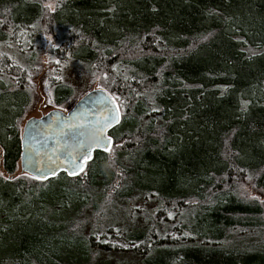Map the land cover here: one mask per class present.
Here are the masks:
<instances>
[{"label":"trees","instance_id":"obj_1","mask_svg":"<svg viewBox=\"0 0 264 264\" xmlns=\"http://www.w3.org/2000/svg\"><path fill=\"white\" fill-rule=\"evenodd\" d=\"M47 38L49 106H72L79 99L74 78L88 73L117 103L121 123L154 110L161 121L113 138L115 162L94 152L86 179L83 172L59 175L66 200L80 199L92 191V164L106 159L107 183L94 208L100 220L136 192L157 199L151 227H94L88 244L143 264H261L263 246L226 249L221 242L227 231L262 224L261 206L233 189L237 179H250L264 193V0H0V166L7 175L0 176V211L30 215L21 226L30 229L28 238L17 246L8 240L6 250L1 241L0 264H48L60 242L68 243L66 228L61 241L53 238L40 197L20 199L53 179L14 177ZM156 249L162 251L150 256Z\"/></svg>","mask_w":264,"mask_h":264},{"label":"rangeland","instance_id":"obj_2","mask_svg":"<svg viewBox=\"0 0 264 264\" xmlns=\"http://www.w3.org/2000/svg\"><path fill=\"white\" fill-rule=\"evenodd\" d=\"M48 6H50L52 10L54 9V4H49ZM50 40L51 39L48 38L45 40L44 49L41 54L42 69L38 77L34 80L35 101L29 112L23 118L20 130H22L24 123L31 118H40L52 110H59L63 113H67L77 102L76 100L72 106L70 105L64 109L49 106L47 102L44 90V86L47 82L44 81V76L47 72L46 55L44 50L50 46ZM125 73H128L127 69ZM71 76L74 77V74L71 73ZM88 77V73H86L79 78H74L75 97L80 98L88 91L99 88L98 81L96 80L94 83H91L90 78ZM133 118H135V116ZM133 118L128 119L127 121L120 123L117 127L111 129L108 132V135L112 138H116L121 136L122 133L126 131H132L136 126H142L145 128L149 123H151L150 119H153L154 126L161 124L155 110L149 115V117L143 116L137 120ZM116 155V152L111 151L106 154L105 158L112 161L117 159ZM106 159L104 162L103 158H98L94 164H92V171L95 172L92 191L88 190L80 197V199L74 196L71 197L70 200H66V191L63 188L67 186V182L62 176L54 178L51 185L32 188L25 194H22L21 192L20 199L24 201V203H31L32 199L40 197V201L46 205V216L50 220V228L51 231H53L52 236L53 238L55 237V240L58 241V239H60L59 235H62L66 228L67 236L63 235L67 239L68 243L64 246V244L60 242L61 244L59 246L60 249L58 253L51 259L50 262H48V264H143L142 259L136 255L121 251L103 253L99 251L98 248H92L87 242L90 232L94 231V227H101L103 225L106 227H115L116 229L126 233L145 230L146 228L152 226L153 222L150 215L154 212L155 208H157V199L155 197H147L144 193L136 192L133 195L134 199H132V202L127 204V201L124 200H119L118 202L115 201L117 204L110 208V216L103 220H100V218L97 219L94 208L98 207L104 190L103 186L107 183V176L105 173V164L107 163ZM115 161L116 160L113 162ZM124 163L128 164L130 161L124 160ZM21 175L23 174H20L19 164L17 162V171L14 177ZM82 175H84L85 179L87 178L86 171L83 172ZM0 176L7 178V175L4 173L1 166ZM233 192L236 194L238 199L244 202H256L261 206L263 210L261 219L262 224L260 226L258 224L253 227H246L242 225L239 226L233 233L227 231L225 239L221 242V246L226 249H234L245 246H263L262 249H264V193L259 189H256L250 179H237ZM3 202L5 204L11 203V200L3 194ZM27 213V211L22 210L21 216L20 208L18 211L11 209L0 211V243L3 242L1 249L6 250L5 247L9 245L7 244L8 240H13L14 245L17 246L22 237H29L30 229L27 227H23L21 229V226L24 222H26L25 219L28 221L30 218V215H27ZM24 216L26 217L24 218ZM107 219H110L111 221L108 222ZM160 223L162 224L163 222ZM165 232L170 234L172 230L168 227L165 229ZM101 233V230H98L95 238L100 239L102 236ZM74 237L80 241H76ZM102 239L105 240V237H102ZM160 251H162V249H156L152 252V254H150V256L156 255ZM262 255L264 256V253H262ZM31 263L38 264L37 261L33 260ZM259 263L263 264L264 258L259 260ZM1 264L10 263L4 261Z\"/></svg>","mask_w":264,"mask_h":264},{"label":"water","instance_id":"obj_3","mask_svg":"<svg viewBox=\"0 0 264 264\" xmlns=\"http://www.w3.org/2000/svg\"><path fill=\"white\" fill-rule=\"evenodd\" d=\"M117 110L119 107L109 93L97 88L80 97L67 113L52 110L27 120L20 132V174L37 181L54 179L60 174L68 178L80 175L94 152L111 149L113 138L108 132L121 122ZM80 132L86 134L85 144L93 148L86 160L82 156L86 150L80 147Z\"/></svg>","mask_w":264,"mask_h":264},{"label":"snow or ice","instance_id":"obj_4","mask_svg":"<svg viewBox=\"0 0 264 264\" xmlns=\"http://www.w3.org/2000/svg\"><path fill=\"white\" fill-rule=\"evenodd\" d=\"M49 7H50V6H49ZM49 39H50V38H49ZM52 47H57V45H55V44L53 43V44H52ZM118 111H119V110H117V113H118ZM72 127H75V126L72 125ZM85 135H86V134H85L84 132H80V133H79V136L81 137V139H80V147L86 150L84 153H82V156H83V158L86 160V159L90 158L89 155H88V153H90V152L93 150V148H92V147H89L88 145L85 144L84 139H83V137H84ZM101 138H102V139L104 138V134H103V132H101ZM109 139H110V138H109ZM96 146H97V147L99 146V142L97 143ZM72 159H77V157L73 156Z\"/></svg>","mask_w":264,"mask_h":264}]
</instances>
